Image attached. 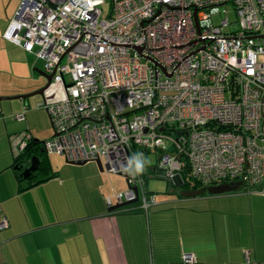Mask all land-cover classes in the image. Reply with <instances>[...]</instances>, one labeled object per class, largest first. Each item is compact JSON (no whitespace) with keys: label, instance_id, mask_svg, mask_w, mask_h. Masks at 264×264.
I'll use <instances>...</instances> for the list:
<instances>
[{"label":"built area","instance_id":"2783aa9c","mask_svg":"<svg viewBox=\"0 0 264 264\" xmlns=\"http://www.w3.org/2000/svg\"><path fill=\"white\" fill-rule=\"evenodd\" d=\"M100 1L19 0L3 32L52 74L39 103L53 131L42 150L99 159L124 176L127 188L107 206L157 204L143 172L125 170L135 171L134 152H157L156 169L171 182L187 166L203 186L240 180L262 191L264 0H112L104 16ZM226 4L235 20L223 10L215 23L214 9ZM30 139L10 136L13 153ZM183 261L198 264L189 253Z\"/></svg>","mask_w":264,"mask_h":264},{"label":"crops","instance_id":"0c3cea01","mask_svg":"<svg viewBox=\"0 0 264 264\" xmlns=\"http://www.w3.org/2000/svg\"><path fill=\"white\" fill-rule=\"evenodd\" d=\"M18 4L0 0V221L7 222L0 229V264H193L183 261L187 253L198 264H264V185L260 192L242 185L183 197L180 191L197 188L168 180L170 188L155 193L157 204L145 212L138 202L109 211L106 198L125 190L126 178L101 175L89 161L83 176L71 177L43 151L55 175L30 186L17 179L10 136L27 132L35 144L48 130L34 93L45 73L42 60L3 37ZM155 168L149 174L161 176Z\"/></svg>","mask_w":264,"mask_h":264},{"label":"rangeland","instance_id":"374dc122","mask_svg":"<svg viewBox=\"0 0 264 264\" xmlns=\"http://www.w3.org/2000/svg\"><path fill=\"white\" fill-rule=\"evenodd\" d=\"M100 7L102 8V12H103V16L105 15V13L107 12L108 8H109V5H110V0H101L100 1ZM223 10L226 11V14L228 16V19L230 22H233L235 20V14L233 12V8L230 4H226V5H220L219 7H216L214 9V13L212 16V20L217 23L221 17H224V13H223ZM218 11V12H217ZM43 63V62H42ZM41 63V67L43 68V65ZM140 63H145V60H140ZM42 70V69H41ZM43 71H44V68H43ZM41 87L45 85V78L41 77ZM36 98V101H38L36 103V105L38 103H41L42 102V96L41 95H36L35 96ZM36 109H42L45 113V116L47 118V131L45 133H39L43 136H40V137H36V138H39L41 139L42 141L45 140V139H48L53 131H52V125L50 123V120L48 118V115L45 111L44 108H37ZM39 115V114H38ZM37 115V116H38ZM36 119L40 122L41 119H40V116H38V118L36 117ZM37 133V132H36ZM35 134V133H34ZM35 137V136H34ZM144 157H146L147 159V166H148V173H147V178H146V182H147V186L146 188L149 190V191H153L154 193H157V194H163L166 192L167 188H170V184L167 180V178L165 177H162V176H158V175H154V176H151L152 174H149L151 172V167H156L157 166V158H158V154L157 152H154V151H150L148 153H144ZM49 158H50V161H51V164L53 165L54 168L58 169V171L63 174V170L64 169H61L62 166H65L67 167L66 170H68V172L66 173L68 176H71V177H76V176H83V170L82 168H84V164H72V163H69L67 162L64 157H57V155H54V154H51L49 155ZM91 164H93L95 167L97 166L96 163L94 161H89ZM88 162V163H89ZM87 163V164H88ZM61 166V167H60ZM105 172V173H104ZM101 175H111V173H107L106 171H102L101 173H99ZM113 175H116V174H113ZM86 176V175H85ZM118 178L122 179V177L118 176ZM123 180V179H122Z\"/></svg>","mask_w":264,"mask_h":264},{"label":"water","instance_id":"95a60500","mask_svg":"<svg viewBox=\"0 0 264 264\" xmlns=\"http://www.w3.org/2000/svg\"><path fill=\"white\" fill-rule=\"evenodd\" d=\"M139 53H141V49L139 48H135ZM151 62H153L155 65H158L155 61L151 60ZM43 77L45 78V85L42 86L41 88H39L38 90H36L34 93L35 94H39L41 95L42 94V91L45 87L48 86L50 80H51V77H52V74H47V73H43L42 74ZM16 97H19V98H22L24 96H16ZM2 99V98H0ZM68 162V161H67ZM94 162L96 163L98 169L100 171H103V166H102V163L100 162L99 159H96L94 160ZM69 163H72V164H84L86 162H69ZM38 165H39V159L37 156L35 155H32L31 158H30V164L26 167H23L22 165H15L14 166V170L18 171L19 172V175L21 176V179L22 180H26L32 173L36 172L38 170ZM157 172H160L159 170H156ZM162 174V173H160ZM180 185V183H179ZM243 185L242 181H233V182H226V183H220V184H216V185H210V186H202V187H199L197 189H191V190H182L179 192V195L180 196H197V195H200L201 193H209V194H221L223 192H228V191H234V190H237L239 189L241 186ZM133 190L135 192H137L136 188H133ZM137 199H135L134 201H131V202H121V203H117V204H114L113 206H110L108 208L109 211L111 210H116L124 205H127V204H130V203H133V202H136Z\"/></svg>","mask_w":264,"mask_h":264},{"label":"trees","instance_id":"16d2710c","mask_svg":"<svg viewBox=\"0 0 264 264\" xmlns=\"http://www.w3.org/2000/svg\"><path fill=\"white\" fill-rule=\"evenodd\" d=\"M40 142L41 141H38L37 143L33 144V142L30 141L22 153L13 155V164H12L13 168L15 165L27 164L32 155L39 157L38 158L39 159L38 170L36 172L32 173L26 179L28 186L42 181L43 177H44V179H46V177L49 178V177L55 175V172L49 171L50 169L48 166L47 156L43 152ZM187 170H188V167L185 166L180 173L181 178H182V182H181L182 187H188V186L192 185L193 187L198 188V187L203 186L202 184L196 183L193 180H191V178L189 177L190 176L189 171H187ZM14 172H15L17 179L21 180V176L19 175V172L16 170H14ZM46 175H48V176H46ZM142 175H143L144 183H146L147 173L143 172ZM33 177H37V178H39V180L33 179Z\"/></svg>","mask_w":264,"mask_h":264},{"label":"clouds","instance_id":"9594fccd","mask_svg":"<svg viewBox=\"0 0 264 264\" xmlns=\"http://www.w3.org/2000/svg\"><path fill=\"white\" fill-rule=\"evenodd\" d=\"M41 96H42V94H41ZM43 142V141H42ZM41 142V143H42ZM42 148V147H41ZM132 156L133 157H141V158H138V159H135V161H134V163H135V171H129V169H128V167H126L125 168V170L127 171V172H129L130 174H132V175H136V174H139V173H141V172H143L144 171V168H145V165H146V163H147V159H146V157H144V154L142 153V152H134V153H132ZM67 161V160H66ZM68 162H70V161H68ZM87 162V161H86ZM131 162V161H130ZM23 167H26V166H24V165H22ZM155 170H158V169H156L155 168ZM161 171V170H160ZM161 176H162V174H161ZM163 177V176H162ZM180 184H181V182H179Z\"/></svg>","mask_w":264,"mask_h":264}]
</instances>
